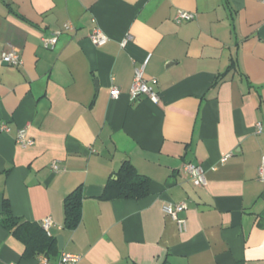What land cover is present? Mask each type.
<instances>
[{"label": "crops", "instance_id": "crops-1", "mask_svg": "<svg viewBox=\"0 0 264 264\" xmlns=\"http://www.w3.org/2000/svg\"><path fill=\"white\" fill-rule=\"evenodd\" d=\"M178 9L195 17L176 23ZM12 47L21 63L0 62V213L6 199L20 221L51 217L46 234L63 248L25 257L0 224V264H55L61 252L78 264H264L263 0H0V55ZM143 63L156 101L129 99ZM20 128L32 145L16 143ZM126 159L149 193L101 198ZM186 162L202 166L205 187ZM79 185L68 229L63 201ZM179 202L182 225L163 210Z\"/></svg>", "mask_w": 264, "mask_h": 264}, {"label": "built area", "instance_id": "built-area-1", "mask_svg": "<svg viewBox=\"0 0 264 264\" xmlns=\"http://www.w3.org/2000/svg\"><path fill=\"white\" fill-rule=\"evenodd\" d=\"M263 2H264V0H263ZM194 17H195V13L189 12V11H186L183 9H178L174 15V21L176 23H180L182 21L191 20ZM62 28H63V30L70 29L71 23H69V22L64 23L62 25ZM61 31H62V29L54 31L50 36L44 37L42 40L44 46L48 47V48L53 47L54 44L56 43L57 38H58ZM89 37H90L91 41L96 45H101L107 41L106 34L97 25L92 28V31L90 32ZM127 38H129V36H127L126 39H124L121 42L122 46L125 45ZM0 62H7L10 65L18 66L21 63V58H20V55L18 54L17 50L12 47L11 49L4 50L1 52ZM155 83H156V79H154V78L147 79L144 76V63L142 65L136 67L134 69L133 80H132V83H131V86H130V89L128 92L129 99L135 100L139 96L144 95V96L148 97L149 99H151L152 101H156L158 96L154 90V84ZM119 93H120V91H119L118 87H116V86L111 87L110 94L112 97H118ZM256 128H257V131L260 132V129H261L260 122L256 123ZM1 129L8 130V127L6 124L2 123ZM15 141L18 145H21L24 147L30 146L34 142L32 138L28 137L27 132H26V128H20L17 131ZM227 156H229V155L222 157L221 160L224 161ZM51 168L53 171H59L60 167L57 164V162L55 161L51 164ZM182 169L185 173L188 174L193 185H195L197 187H205L206 186L207 180L205 177L204 169L202 168V166L199 163L186 162L183 164ZM258 173H259L260 180L264 182V154H262L261 158H260V165H259ZM185 207H186L185 202H179V203H175V204L167 203L163 206V210L165 213L171 215V217H173L179 223V225H182L183 219L178 217V212L185 209ZM52 224H53V221H52L51 217H49V216L44 217L40 221V226L42 227V229L47 234H49V227ZM79 260H80L79 254L61 252L55 264H78Z\"/></svg>", "mask_w": 264, "mask_h": 264}, {"label": "trees", "instance_id": "trees-1", "mask_svg": "<svg viewBox=\"0 0 264 264\" xmlns=\"http://www.w3.org/2000/svg\"><path fill=\"white\" fill-rule=\"evenodd\" d=\"M149 193V178L139 174L129 160H123L117 170L105 184L101 198L138 199ZM81 186H77L64 197L63 226L74 229L81 219ZM0 224L19 238L24 244L23 256L34 257L40 253L56 254L57 240L47 235L37 223L20 221L11 212L6 199L2 201Z\"/></svg>", "mask_w": 264, "mask_h": 264}, {"label": "water", "instance_id": "water-1", "mask_svg": "<svg viewBox=\"0 0 264 264\" xmlns=\"http://www.w3.org/2000/svg\"><path fill=\"white\" fill-rule=\"evenodd\" d=\"M5 64H7V63H5ZM55 238L57 240L58 250H62V248H63V237L61 235H56Z\"/></svg>", "mask_w": 264, "mask_h": 264}]
</instances>
